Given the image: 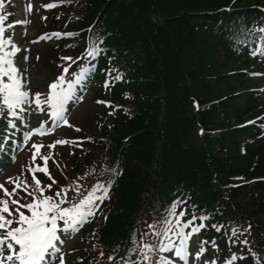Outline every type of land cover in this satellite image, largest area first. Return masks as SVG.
<instances>
[{"label": "trees", "instance_id": "obj_1", "mask_svg": "<svg viewBox=\"0 0 264 264\" xmlns=\"http://www.w3.org/2000/svg\"><path fill=\"white\" fill-rule=\"evenodd\" d=\"M203 1L78 0L80 20L73 18L70 28L101 21L110 51L128 71L105 93L97 92L117 106H111L112 115L96 116L98 132L90 134L88 150L70 162L73 171L90 180L111 177L106 168L122 169L106 206L107 220L102 218L91 231L93 264H110L107 256L117 246L115 256H123L129 233L181 196L188 200L189 215L211 214L199 237H216L222 259L229 250L247 249L227 243V229L216 232L210 225L237 224L243 216H253L255 208L257 216L264 215V183L245 192L230 187L237 177H264V134L247 124L261 104L248 90V57L235 44L245 28H259L258 16L221 11L226 0H219L220 7H202ZM248 2L242 0V5ZM243 14L251 18L242 22ZM243 38L252 40L254 34ZM247 257L239 264H253Z\"/></svg>", "mask_w": 264, "mask_h": 264}, {"label": "snow or ice", "instance_id": "obj_2", "mask_svg": "<svg viewBox=\"0 0 264 264\" xmlns=\"http://www.w3.org/2000/svg\"><path fill=\"white\" fill-rule=\"evenodd\" d=\"M64 2L65 0H58V3ZM67 2L70 3L71 0ZM56 6L57 3L41 5L45 9ZM31 8L32 5L29 4L27 10L31 11ZM9 15L10 13L5 11L4 0H0V118L7 117V127L4 133L0 134V151L9 141L14 147H23L34 135L44 136L55 130L51 127L46 129L47 122L40 121L38 127L23 132L22 144H18V141L14 139L17 122L25 124V117L31 113L47 111L51 124L68 125L66 105L75 99H83L82 96H76L75 86L87 80L90 74L95 72L96 64L93 61L106 51L100 46L103 43L101 36H88L85 49L80 56L60 58L62 61L68 60L72 63L88 61L79 64L78 70L70 73L72 79H66L71 64L62 66L61 74L48 85L46 93H32L28 87L30 81L26 78V70L22 72L15 63L14 58L21 49L14 42V32L12 35H5L4 22ZM16 23L26 26L29 21L25 19ZM7 29H14V24L9 23ZM253 32L261 41H264V27L245 28L243 37H251ZM24 34L26 35V31ZM76 35L78 34L73 32L44 33L32 43L53 37L72 38ZM243 37L235 41L237 48L246 43ZM24 51L27 52L29 49L26 48ZM258 53L264 56V45L258 44L251 55L256 56ZM24 60L26 62L28 56H25ZM101 71L106 72L109 77L103 82L105 88L109 87V80L120 81L123 78L116 68ZM112 73L115 75L113 76ZM251 75L258 76L264 73L253 72ZM125 96L127 97V94ZM97 103L109 105L108 101H97ZM112 114V112L109 113V115ZM76 131L80 129L76 128ZM73 143L75 141L57 139L47 147L52 149L56 145ZM43 147L42 143H31L33 150L30 157L31 164L27 167V172L32 177L31 184L26 180H20L19 177L10 176L6 182L13 187L9 191L3 183H0V192L3 193L0 196V264H55L57 258L60 264H65L64 254L59 246L63 243L62 234H74L86 223H90L97 214H103L101 205L105 200L110 199V190L115 183V178L122 175V169H119L117 165L106 168L111 172V177L97 179L90 186L79 183L83 177H77L69 184L59 186L52 194H46L57 182L48 170V161L52 159V154L51 152L47 155L42 154L40 150ZM38 157L43 164L36 163ZM12 159L15 160L14 154ZM53 163H56L54 159ZM37 173H42L51 183L42 184V181L37 178ZM21 192L24 195H21ZM186 204L187 202L182 198L174 199L165 208L163 214L142 221L143 229H133L129 233V246L126 247L124 255L119 259L116 258L115 251L119 247L117 246L113 254L107 256V260L110 264H201V257L208 251L206 245L210 244L215 253H219L220 249L215 238L210 241L192 239L208 226L206 222L212 219L211 214L201 211L199 215L195 212L189 215ZM192 207L196 208L195 205ZM185 217L187 218L183 219ZM104 219L107 220L106 215ZM210 227L216 232L227 229L225 235L228 236L229 241L247 249L246 253L239 255L229 250V254L223 259V264H239L244 261L246 255L251 257L253 264H264V250L258 253L250 246L246 236L240 239L245 233H249L251 225L242 228L230 222L229 225L213 223ZM100 255L103 256L104 253L101 252ZM202 264H218V259L214 254L211 260H203Z\"/></svg>", "mask_w": 264, "mask_h": 264}, {"label": "rangeland", "instance_id": "obj_3", "mask_svg": "<svg viewBox=\"0 0 264 264\" xmlns=\"http://www.w3.org/2000/svg\"><path fill=\"white\" fill-rule=\"evenodd\" d=\"M22 1H21L22 15L26 20L29 21V23L26 25L28 32H27L26 42L24 43L25 47L31 48L32 51L33 46L31 45L39 44L36 46L37 48L35 52L39 54H43L44 52L45 55L50 50L54 51L55 45H46L44 43L42 44L41 41L37 43H32V41L36 40L37 37H40L42 34L47 33L46 31L49 30V26L51 25V19H50L51 16L48 15L45 8H42L39 5L40 2L44 3V0H22ZM228 1L229 0H226L224 4L226 5ZM231 1L233 2V4H236V1L234 0ZM248 1L249 2L247 3V5H253L250 4L251 3L250 0ZM208 3H214V5L217 7L223 5L221 4V2H219V0H205L201 3L200 6L202 7L207 6ZM29 4L32 5L31 11L27 10V6ZM42 17H44V19H42ZM92 31L95 32L94 29ZM102 34H103L102 31H100L98 34L93 33V35H99V36H102ZM32 59H33V69L32 70L30 69L29 72L27 73L29 75L27 76V79L30 81V84H32L34 91H38V92L42 91L44 93V88L45 86H47L48 81L53 78V75H51L50 77L49 72L46 70V68L43 65L36 64L34 67V63L37 60L34 59V55ZM95 99L96 97L93 96L92 93H88L87 95H85L84 101L80 105L72 108V110L68 114L69 116L68 122L70 121L71 127H67V125H65V127L62 130L60 131L58 130V132L56 133L57 134L56 137L52 138L51 140H49V138L42 140L44 147L40 150L41 153L47 155L49 152H51L52 154V159L48 161V168L56 171L62 170L64 166L67 164V162L70 163L73 160L72 159L73 156L66 153V151H63V153L66 154L65 157L63 155L57 156V154H53L57 146H58L57 150L61 148L59 145H56L52 149H49L47 147V145H49L50 143L56 140L58 134H61L62 137L65 139L68 138L77 139L76 132L78 131H76V128H80L82 132H84L89 136L90 134L96 133L97 131L96 122H95L96 116L102 113L103 110L101 108H98L97 104L95 103ZM34 117L36 116L34 115ZM71 131L73 133L70 135ZM27 149L28 150H26L19 157L17 164L11 168L10 172L2 177L1 183H3L4 186L9 189V191H11V188L13 187L12 184L6 182L7 178L10 176L14 178L19 177L20 180H26L29 184L32 183V177L31 174L27 172V167L30 166L31 164L30 157L33 150L30 148V146H28ZM76 150L79 152V149ZM59 152H61V150ZM53 159L56 161V163H53ZM36 163L43 164V161H41L38 157ZM40 177L41 174L37 173V178L40 179ZM2 195L3 193L0 192V196ZM21 195H24V193L21 192ZM70 240L71 241L63 248L65 264H79L80 256H81L80 250H87V239L86 237L77 236ZM260 247L262 250H264V244H260ZM57 264H60L59 258Z\"/></svg>", "mask_w": 264, "mask_h": 264}]
</instances>
